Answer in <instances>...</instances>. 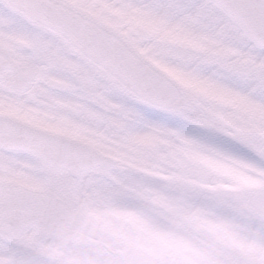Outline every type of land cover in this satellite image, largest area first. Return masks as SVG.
<instances>
[{
	"label": "snow or ice",
	"instance_id": "6c2138e0",
	"mask_svg": "<svg viewBox=\"0 0 264 264\" xmlns=\"http://www.w3.org/2000/svg\"><path fill=\"white\" fill-rule=\"evenodd\" d=\"M178 76L264 106V0H0V246L90 175L115 121L186 125L144 102L206 103Z\"/></svg>",
	"mask_w": 264,
	"mask_h": 264
},
{
	"label": "rangeland",
	"instance_id": "374dc122",
	"mask_svg": "<svg viewBox=\"0 0 264 264\" xmlns=\"http://www.w3.org/2000/svg\"><path fill=\"white\" fill-rule=\"evenodd\" d=\"M176 78L189 94L206 102L189 113H173L186 125L143 117L130 123L135 115L115 121L117 131L96 138L93 145L117 158L115 168L105 177L93 168L62 196L80 214L74 234L66 240H43L29 231L14 247L0 246V264H67L82 250L76 237L88 231L97 212L110 207L135 209L163 221L193 216L219 225L222 235L197 233L201 239L213 237L216 264L264 262V220L238 201L243 188L264 186V160L257 156L264 139V106L205 80ZM218 124L231 135L222 134ZM234 132L251 145L237 140ZM215 156L225 160L212 163Z\"/></svg>",
	"mask_w": 264,
	"mask_h": 264
},
{
	"label": "clouds",
	"instance_id": "9594fccd",
	"mask_svg": "<svg viewBox=\"0 0 264 264\" xmlns=\"http://www.w3.org/2000/svg\"><path fill=\"white\" fill-rule=\"evenodd\" d=\"M219 225L186 216L168 221L135 209L110 207L97 212L76 240L82 250L67 264H216L211 240Z\"/></svg>",
	"mask_w": 264,
	"mask_h": 264
},
{
	"label": "water",
	"instance_id": "95a60500",
	"mask_svg": "<svg viewBox=\"0 0 264 264\" xmlns=\"http://www.w3.org/2000/svg\"><path fill=\"white\" fill-rule=\"evenodd\" d=\"M144 102L152 107L178 114L188 112L190 109V105L174 101L152 102L145 100ZM219 130L224 131L221 127ZM94 150L98 157V163L95 166L101 167L100 172L103 176L108 175L110 170L116 165V159L101 153L95 148ZM258 154L264 159V146L258 151ZM238 200L241 203L245 202L249 210L264 220V187L245 188L241 191ZM78 221L79 215L75 209L68 202L60 198L56 211L33 223L30 228H34L40 238L54 236L66 239L73 233ZM26 231L15 234L14 241L23 236Z\"/></svg>",
	"mask_w": 264,
	"mask_h": 264
},
{
	"label": "bare ground",
	"instance_id": "6f19581e",
	"mask_svg": "<svg viewBox=\"0 0 264 264\" xmlns=\"http://www.w3.org/2000/svg\"><path fill=\"white\" fill-rule=\"evenodd\" d=\"M220 89H222L223 91H227V90H225V89H223V88H220ZM222 90H221V91H222ZM229 92H230V91H229ZM186 130H187V132H188V131H191L190 129H186ZM205 157H206V156H205ZM219 159H221V160H225V158H223L222 156H219V157L215 156V158L212 159V163H213V162L216 163ZM205 160L208 161V162L210 161L209 159H206V158H205ZM220 166H222V165H220ZM158 191H159V192H162V191H163V186H162V187L159 186Z\"/></svg>",
	"mask_w": 264,
	"mask_h": 264
},
{
	"label": "flooded vegetation",
	"instance_id": "af4514ba",
	"mask_svg": "<svg viewBox=\"0 0 264 264\" xmlns=\"http://www.w3.org/2000/svg\"><path fill=\"white\" fill-rule=\"evenodd\" d=\"M219 126V125H218ZM236 137H241L238 133H236V132H234L233 133ZM232 134V135H233ZM243 140L245 141V143L247 142L248 144H249V141H248V139H246V138H243ZM252 264H254V263H252ZM256 264H264V262H259V263H256Z\"/></svg>",
	"mask_w": 264,
	"mask_h": 264
}]
</instances>
